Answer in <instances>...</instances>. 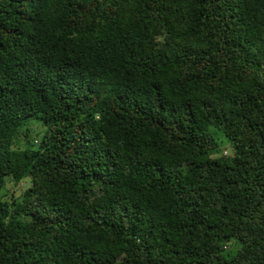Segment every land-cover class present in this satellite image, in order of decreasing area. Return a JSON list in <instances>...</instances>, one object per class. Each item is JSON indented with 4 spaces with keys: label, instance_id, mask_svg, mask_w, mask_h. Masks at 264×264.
Masks as SVG:
<instances>
[{
    "label": "trees",
    "instance_id": "obj_1",
    "mask_svg": "<svg viewBox=\"0 0 264 264\" xmlns=\"http://www.w3.org/2000/svg\"><path fill=\"white\" fill-rule=\"evenodd\" d=\"M0 264H264V0H0Z\"/></svg>",
    "mask_w": 264,
    "mask_h": 264
},
{
    "label": "rangeland",
    "instance_id": "obj_2",
    "mask_svg": "<svg viewBox=\"0 0 264 264\" xmlns=\"http://www.w3.org/2000/svg\"><path fill=\"white\" fill-rule=\"evenodd\" d=\"M45 126L42 125V123L39 120L36 119H31L20 131V135H19V139L18 141L15 142V145L13 146V148L19 147L23 144V140L24 139V134L28 133L29 136V140L32 143L33 147H36L37 144H35V141H38L39 143V139L42 137V135L45 133ZM219 139V143L221 147H225L227 148L226 150L230 152L229 147H227L226 145V139L222 136H218ZM226 154V152H224V155ZM27 186V181H23L19 184H14L13 181L12 182H5L4 184V188L1 191L2 196H8L11 197L13 196H18Z\"/></svg>",
    "mask_w": 264,
    "mask_h": 264
}]
</instances>
